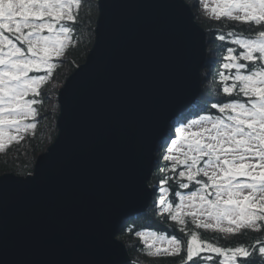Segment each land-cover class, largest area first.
<instances>
[{
    "label": "snow or ice",
    "instance_id": "6c2138e0",
    "mask_svg": "<svg viewBox=\"0 0 264 264\" xmlns=\"http://www.w3.org/2000/svg\"><path fill=\"white\" fill-rule=\"evenodd\" d=\"M81 2L0 0V153L35 133L42 88L75 46ZM212 2L208 9L207 0H200L213 19L240 25L217 37L231 45L218 72L222 94L235 98L211 103L217 115H201L176 129L163 156L171 166L162 169L156 208L185 239L157 231L136 235L150 258L184 252L181 264H214L215 258V264H253L258 252L256 264H264L262 238L251 246L222 247L202 235L264 229V0ZM169 181L178 186V203L169 199ZM34 184L0 178V264H122L113 241L96 235L72 239L53 227L87 184L70 182L51 192Z\"/></svg>",
    "mask_w": 264,
    "mask_h": 264
},
{
    "label": "water",
    "instance_id": "95a60500",
    "mask_svg": "<svg viewBox=\"0 0 264 264\" xmlns=\"http://www.w3.org/2000/svg\"><path fill=\"white\" fill-rule=\"evenodd\" d=\"M95 30L86 61L59 91L55 140L33 173L0 178L48 192L87 184L54 229L111 240L132 264L118 235L151 208L156 152L202 94L208 32L187 0H99Z\"/></svg>",
    "mask_w": 264,
    "mask_h": 264
},
{
    "label": "trees",
    "instance_id": "16d2710c",
    "mask_svg": "<svg viewBox=\"0 0 264 264\" xmlns=\"http://www.w3.org/2000/svg\"><path fill=\"white\" fill-rule=\"evenodd\" d=\"M190 3V0H187ZM196 1V0H195ZM198 1V0H197ZM191 4V3H190ZM196 7V3L195 6ZM193 7V8H194ZM98 11L96 10V14L98 15ZM204 29L208 32V40H207V60L204 68L202 69L203 74V91L199 97V100L188 110L186 114H184L180 120L176 123L173 128L169 130L168 138L161 143L159 149L156 152V164L154 166V170L152 173V177L150 180V186L154 190V201L152 203L151 208L144 214L135 216L127 220L122 226L118 237H121L126 243L129 253L134 261L132 264H181V259L185 255L182 252L179 256L175 257H159V258H150L144 252V245L140 241L139 237L136 235L138 231H157L163 232L169 236L175 235L178 238L185 239L182 233L178 231V228L167 218V214L161 216L159 214V210L156 208V201L159 196V187L160 181L165 177L166 173L162 171V169L167 165L170 167V163L163 159V156L167 154V148L170 141L174 138L176 139V129L187 124L191 119H198L201 115L213 114L217 115L216 110L211 109V103L213 102H227L229 100L234 99L235 97H228L222 94V86L219 83L218 72L221 70L220 65L223 62L222 57L226 47L231 46L228 41L220 42L217 37L221 34L227 35L228 30H237L240 25H237L235 28L223 25L219 21H209V20H201L198 22ZM96 22L94 23V25ZM85 32V30H84ZM86 33V32H85ZM78 35V34H75ZM77 39V37H75ZM74 38V41H75ZM79 38V37H78ZM93 39L95 40V36L93 34ZM94 40H92L94 45ZM76 43V41H75ZM86 55L84 56L79 52V50L75 46H70L68 53L69 57L72 58L73 61H77L82 63L88 57L89 50H85ZM76 68L71 64V71L66 75V71L62 74L59 72L63 79L62 86L65 84L69 75L74 73ZM62 81V80H61ZM60 81V82H61ZM42 93H44L42 91ZM48 96V93H44ZM49 97V96H48ZM42 103L37 105L40 121L45 122L49 117L52 119V125H49V134L48 136L45 129H38L34 138L27 140L24 142L18 149L11 154L9 159H4L0 155V176L5 173H14L20 176H26L28 174L33 173L34 164L36 158L40 151H43L46 146L52 143L57 136V125L56 120L59 116L60 106L57 102V106L55 109L49 113L48 109V98L46 96H41ZM58 101V98L55 99ZM54 100V101H55ZM204 110H201V109ZM170 175V173H168ZM167 187L170 188V200H175V202H179L178 199L174 197L175 191L179 190L178 186L175 185L173 181H169ZM194 190V186L190 187L189 190H183L185 193L188 191ZM191 227V225H190ZM203 238L209 239L210 242L218 244V246L222 247H235L238 245L251 246L254 243L255 238L259 237L264 239V229L261 232L256 233L251 230H246L245 233H240L232 236H223L218 233H203ZM215 237V238H214ZM258 257V252H255L253 255V264H256V258ZM220 258H215V261H218ZM214 261V264H215Z\"/></svg>",
    "mask_w": 264,
    "mask_h": 264
},
{
    "label": "rangeland",
    "instance_id": "374dc122",
    "mask_svg": "<svg viewBox=\"0 0 264 264\" xmlns=\"http://www.w3.org/2000/svg\"><path fill=\"white\" fill-rule=\"evenodd\" d=\"M190 3L193 7L195 6V3H196V7H194V13L196 15V20L198 22H200L201 20H205V21L206 20H209V21L215 20L212 18L209 11L207 9H205L204 6L200 3V0H198V1L197 0L196 1L190 0ZM207 4H208V9H210L211 7L214 6L212 0H207ZM96 10L99 12V0H82L81 7L77 10L78 22L75 25H73V28H74L73 38L77 37V39L75 38L76 47L79 50V52L81 54H83L84 56L86 55L85 50L87 49L90 51L92 49V46H93V42H92V40H94L93 34L95 36V31H96L95 29H96L98 15H99V13H98V15L96 14ZM95 22H96V24L94 25ZM84 30L86 33L84 32ZM75 34H78V35H75ZM68 50L66 51V54L62 59L61 66L55 70L51 80L47 84H45L42 88V91L44 93H48V96H49L48 97L46 94L42 93L43 96H46L49 99L47 102L48 103L47 111L49 113H51L55 109V106H57V102L59 104V101H56L55 99L58 98L59 91L64 86V85L62 86L64 78L61 75H59L58 73L61 72L63 74L66 71V75H67L68 72L71 71V64L74 66V68L77 69L81 64H83L86 61L85 60L82 63H79L77 61H73L72 58H70L68 56L69 55ZM40 117H41V115H38L37 120H36L37 129L35 130V133L34 134L33 133L26 134L24 139L19 144L13 143V144L9 145L6 148V151L4 153H0L1 157H3L4 159H9L11 157V154H13L18 149V147H20L27 140L34 138V136H35V134L39 128L42 130L45 129L47 132L45 134L48 136V134H49L48 130L50 127L49 125H52V119L49 117L45 122H42L43 120H41V121L39 120ZM56 125H57V120H56ZM52 143H53V141H52ZM51 144L46 146L45 149H43V151H40V153L38 154V156L36 158V161L41 154H44L47 151L48 147ZM168 147H171V141L168 144ZM36 161H35V163H36ZM34 166H35V164H34ZM119 239L124 241L121 237H119Z\"/></svg>",
    "mask_w": 264,
    "mask_h": 264
}]
</instances>
